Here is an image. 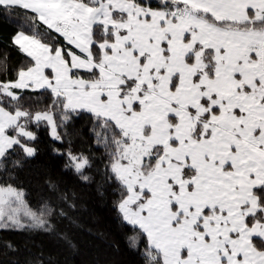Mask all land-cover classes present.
<instances>
[{
    "label": "snow or ice",
    "instance_id": "snow-or-ice-1",
    "mask_svg": "<svg viewBox=\"0 0 264 264\" xmlns=\"http://www.w3.org/2000/svg\"><path fill=\"white\" fill-rule=\"evenodd\" d=\"M5 24L0 231L40 251L4 264H63L91 183L117 197L137 264H264V0H0ZM41 127L70 176L46 173L30 203Z\"/></svg>",
    "mask_w": 264,
    "mask_h": 264
},
{
    "label": "trees",
    "instance_id": "trees-1",
    "mask_svg": "<svg viewBox=\"0 0 264 264\" xmlns=\"http://www.w3.org/2000/svg\"><path fill=\"white\" fill-rule=\"evenodd\" d=\"M7 31H11L10 26L7 24L0 26V33ZM2 48L3 44H0V49ZM12 56V62L19 59L15 51H13ZM50 102V100L45 101L41 97L40 107ZM84 125L85 120L83 119L73 120L70 125L72 146L76 150L87 146L88 128ZM38 135L41 151L35 159L30 161V165L20 173V178L29 193L26 199L30 203H35L39 191L38 181H42L46 173L51 172L55 176L65 178L70 176L63 170L66 156L51 151V145L55 144L59 147V142L52 140L45 127L40 128ZM68 139V137L65 138L64 148L68 147ZM102 151L103 149L100 150V152ZM100 152H97V156L100 155ZM100 167L103 165L100 164ZM76 190L79 196L78 203L82 205L79 215L83 228L72 230L78 248L77 250L64 248L60 252L59 259L63 264H137L136 253L128 247L127 241V237L132 234V229L130 225H126V222L121 223L114 207V200L117 197L112 194V189H109L104 196L99 195L95 183L79 184L76 186ZM88 229L92 231L89 232ZM28 237L29 234L22 230L0 231V264H4L5 260H10L14 256L23 260L32 253L39 252L40 249L33 243H28L25 247V240ZM4 238L11 240L14 245L20 246L21 253H9L5 257L2 242ZM30 239L37 244L43 243L45 253L56 251L50 247L44 234H34ZM28 249H31V252Z\"/></svg>",
    "mask_w": 264,
    "mask_h": 264
}]
</instances>
